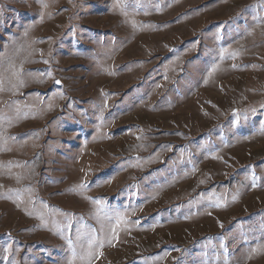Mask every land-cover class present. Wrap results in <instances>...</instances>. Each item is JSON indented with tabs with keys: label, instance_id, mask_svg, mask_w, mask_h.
<instances>
[{
	"label": "rangeland",
	"instance_id": "rangeland-1",
	"mask_svg": "<svg viewBox=\"0 0 264 264\" xmlns=\"http://www.w3.org/2000/svg\"><path fill=\"white\" fill-rule=\"evenodd\" d=\"M43 3L0 0V264H264V0Z\"/></svg>",
	"mask_w": 264,
	"mask_h": 264
},
{
	"label": "snow or ice",
	"instance_id": "snow-or-ice-1",
	"mask_svg": "<svg viewBox=\"0 0 264 264\" xmlns=\"http://www.w3.org/2000/svg\"><path fill=\"white\" fill-rule=\"evenodd\" d=\"M116 3H117V5H120L121 0H116ZM41 5L44 8L47 7V4L43 3V0H41ZM45 63H47V61H45ZM49 75H51V73H49ZM56 83H59V81H56ZM0 85H2V82H0ZM79 187L85 188L86 185L81 184V185H79ZM28 191H30V190H28ZM93 203L100 204L101 202L100 201H93ZM45 207H47V206L45 205ZM97 211L99 212L100 209H97ZM41 219H43V216H41ZM113 236H115V230H113ZM78 239H79V237H78ZM109 242H110V240H109ZM71 243H72V241L69 240V244H71ZM97 246L102 248L104 246V241L103 240L97 241V239L95 237H92L87 241L86 257L88 258V264H91V257L94 255V250ZM5 250L7 251V249H5ZM75 258H76V252H75V249H73V261L75 260ZM84 258H85L84 256L81 257V259H84ZM69 264H72V261H69ZM224 264H228V261L225 260Z\"/></svg>",
	"mask_w": 264,
	"mask_h": 264
}]
</instances>
